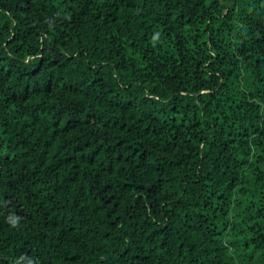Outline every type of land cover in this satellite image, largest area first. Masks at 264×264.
<instances>
[{"label":"trees","instance_id":"1","mask_svg":"<svg viewBox=\"0 0 264 264\" xmlns=\"http://www.w3.org/2000/svg\"><path fill=\"white\" fill-rule=\"evenodd\" d=\"M0 264H264V0H0Z\"/></svg>","mask_w":264,"mask_h":264},{"label":"clouds","instance_id":"2","mask_svg":"<svg viewBox=\"0 0 264 264\" xmlns=\"http://www.w3.org/2000/svg\"><path fill=\"white\" fill-rule=\"evenodd\" d=\"M13 223H15V221H13Z\"/></svg>","mask_w":264,"mask_h":264}]
</instances>
